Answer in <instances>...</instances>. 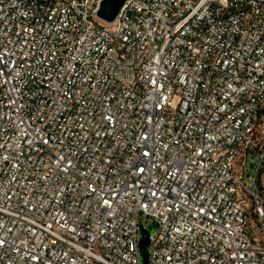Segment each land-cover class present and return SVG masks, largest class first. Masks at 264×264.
<instances>
[{
  "label": "built area",
  "instance_id": "built-area-1",
  "mask_svg": "<svg viewBox=\"0 0 264 264\" xmlns=\"http://www.w3.org/2000/svg\"><path fill=\"white\" fill-rule=\"evenodd\" d=\"M0 0V264H264V0Z\"/></svg>",
  "mask_w": 264,
  "mask_h": 264
},
{
  "label": "water",
  "instance_id": "water-1",
  "mask_svg": "<svg viewBox=\"0 0 264 264\" xmlns=\"http://www.w3.org/2000/svg\"><path fill=\"white\" fill-rule=\"evenodd\" d=\"M127 1L128 0H102L97 12V16L106 23L114 22ZM140 244L143 257V264H148V231L143 230Z\"/></svg>",
  "mask_w": 264,
  "mask_h": 264
}]
</instances>
